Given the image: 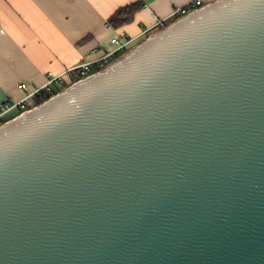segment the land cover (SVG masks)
<instances>
[{"label": "water", "instance_id": "1", "mask_svg": "<svg viewBox=\"0 0 264 264\" xmlns=\"http://www.w3.org/2000/svg\"><path fill=\"white\" fill-rule=\"evenodd\" d=\"M0 264H264V0H215L0 126Z\"/></svg>", "mask_w": 264, "mask_h": 264}, {"label": "crops", "instance_id": "2", "mask_svg": "<svg viewBox=\"0 0 264 264\" xmlns=\"http://www.w3.org/2000/svg\"><path fill=\"white\" fill-rule=\"evenodd\" d=\"M138 1L144 6L132 22L118 28L108 25V18L118 9ZM191 1L0 0V104L21 101L27 93L43 87L49 73L58 76L104 56L113 49V37L121 32L138 36L158 21L169 19L175 7ZM158 30L154 28L146 38ZM20 83H27L28 88L20 90ZM70 84L67 80L61 91ZM30 103H35V99ZM17 116L16 111L10 112L6 122Z\"/></svg>", "mask_w": 264, "mask_h": 264}, {"label": "built area", "instance_id": "3", "mask_svg": "<svg viewBox=\"0 0 264 264\" xmlns=\"http://www.w3.org/2000/svg\"><path fill=\"white\" fill-rule=\"evenodd\" d=\"M205 5V0H193L182 7H175L169 19L158 21V23L152 28L142 30L138 36L131 37L126 32H121L119 35L113 37L111 39L113 49L107 52L104 56L93 61H85L73 68L68 69L63 74L58 76H54L52 73H49L47 83L43 87L36 88L32 92L27 93L21 101L13 103L7 101L0 104V126L6 123V116L10 112L16 111L19 116L20 114L36 107V103H30V100L35 99L36 96H39L40 98H46L47 94L52 93L54 90L61 92V88L67 83V80L71 81V86L74 83L97 73L94 71L95 68L100 69V71L105 69L111 64L110 60L113 59V57L132 50L134 45L146 38L154 28H162L166 26L169 21H176L180 18H183ZM18 88L22 91H25L28 88V85L27 83H20Z\"/></svg>", "mask_w": 264, "mask_h": 264}, {"label": "trees", "instance_id": "4", "mask_svg": "<svg viewBox=\"0 0 264 264\" xmlns=\"http://www.w3.org/2000/svg\"><path fill=\"white\" fill-rule=\"evenodd\" d=\"M144 4L141 1L132 3V4H128L124 7H121L120 9H118L112 16H110L107 20L108 25L112 26L113 28H118L121 26H124L130 22H132L135 18L136 13L141 10L143 8ZM167 26H164L162 28H159L158 31L164 30ZM126 53L121 54L119 56H115L116 59H114L112 61V63L116 60H118L119 58H121L122 56H124ZM95 72L100 71V69L95 68L94 69ZM60 91H56L54 90L52 93L47 94L46 98H40L39 96L35 97V103L36 105H40L42 103H44L46 100L50 99L52 96L58 94Z\"/></svg>", "mask_w": 264, "mask_h": 264}, {"label": "rangeland", "instance_id": "5", "mask_svg": "<svg viewBox=\"0 0 264 264\" xmlns=\"http://www.w3.org/2000/svg\"><path fill=\"white\" fill-rule=\"evenodd\" d=\"M169 23H171V21L168 22V25H169ZM116 57H117V56H116ZM116 57H113L112 60L116 59ZM112 60L110 61L111 63H112Z\"/></svg>", "mask_w": 264, "mask_h": 264}]
</instances>
